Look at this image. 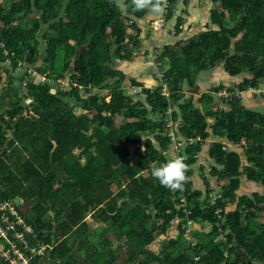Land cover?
Segmentation results:
<instances>
[{
  "label": "trees",
  "instance_id": "16d2710c",
  "mask_svg": "<svg viewBox=\"0 0 264 264\" xmlns=\"http://www.w3.org/2000/svg\"><path fill=\"white\" fill-rule=\"evenodd\" d=\"M216 1L209 15L215 29L166 46L158 56L181 123L178 135L247 142L244 164L235 150L223 151L221 141L211 146L210 175L228 183L210 206V191L203 197L192 190L191 170L182 189L152 174L154 165L168 160V102L158 89L144 90L143 101L132 99L122 88L124 75L112 66L139 46L137 21L150 7H138L137 0H0V202L21 200L19 214L53 245L48 257L55 264H264V194L236 195L243 176L264 188V113L244 108L235 97L222 99L227 110H213L222 86L196 100L183 89L220 65L230 77L250 75L236 85L240 92L264 83V0ZM178 3L170 0L167 20ZM26 67L52 84L67 78L71 84L53 90L29 77ZM22 69L15 87L13 73ZM200 151L197 143L184 153ZM182 196L185 208L177 207ZM184 209L195 225H207L191 232L193 246L180 229ZM88 215L112 236L104 237L100 250L101 241L90 244L86 233ZM175 217L181 220L176 238L154 251Z\"/></svg>",
  "mask_w": 264,
  "mask_h": 264
},
{
  "label": "crops",
  "instance_id": "0c3cea01",
  "mask_svg": "<svg viewBox=\"0 0 264 264\" xmlns=\"http://www.w3.org/2000/svg\"><path fill=\"white\" fill-rule=\"evenodd\" d=\"M217 6L218 3L216 0H179V3L175 6L176 10L173 12V15L166 21V25L163 28L164 31L157 36L155 34H149L151 31L147 28V24L157 17L155 11L150 9L144 18L138 20L137 24L140 30L139 46L128 59L114 60L112 63L114 69L120 71L124 75L122 88L125 90V93L131 96L128 89L130 86H134V84L130 81H135L140 85L155 87L154 62L157 60L155 53H160L166 46L184 45L189 39L196 37L201 32L208 29H215L214 26L210 25L209 15L210 11ZM183 16H186L187 20H185ZM179 19H181V22L178 23L177 31L175 29V24ZM150 54H153L151 60L149 58ZM243 78H250V75L242 74L233 78L226 74L220 65L211 70L201 72L195 79L193 85L188 86L186 84L185 86L184 83L183 89L186 95H192V97H194L193 99L196 100L202 93L209 92L212 88L217 86H222V89H232L230 91H238L236 85L240 83ZM259 88L258 90H264V83H262ZM95 92V90L91 91V93ZM131 97L132 99H139L141 101L144 99L143 95ZM239 100L244 108L264 113V97L261 96V94L254 95L245 91L242 92ZM216 103L218 107L222 106V109L227 110V107L223 108L224 104L221 98L217 97ZM218 107L215 106L214 108ZM76 110H78V108H76ZM208 122H211V119H208ZM132 149L133 148H131V150ZM230 150H235L238 153L243 164L246 162L243 150L240 147ZM209 151L210 144L205 142L199 153V159L205 160V163L201 165L199 161H195L196 163L192 165L190 169L192 173L188 178L191 182L192 190L201 192L203 197L207 191H220L222 186L228 183L227 179L218 180L215 176L210 175L211 170L207 166L211 167L214 164V159L210 157ZM166 158H168V160L173 159V152H169ZM254 192L263 195L264 188L260 184L248 181L244 176L241 177L236 195H251ZM87 219L91 220L90 215H88L85 220ZM206 226L207 225H204L201 228L200 225H195L193 229L201 232L207 229ZM171 229L172 234H174V229L176 228ZM109 235L108 238L112 239L111 234Z\"/></svg>",
  "mask_w": 264,
  "mask_h": 264
},
{
  "label": "built area",
  "instance_id": "2783aa9c",
  "mask_svg": "<svg viewBox=\"0 0 264 264\" xmlns=\"http://www.w3.org/2000/svg\"><path fill=\"white\" fill-rule=\"evenodd\" d=\"M161 3H164L165 10L163 14H158L155 20L150 21L147 24V28L151 32H158L164 28L167 21V14L170 7V0H160ZM138 26V25H137ZM0 48H3V44L0 42ZM7 51L4 50V55H7ZM157 56L156 62H154V79H155V87L153 86H130L129 93L131 96H140L143 95L144 90H148L149 92H153L155 89L160 91L162 97L166 99L168 102V108L165 111L164 117V136L167 139L169 145L168 148L163 151V155H168L169 152H173V158L177 155H181L184 157L185 162L188 165L186 169V177L188 170L191 169L193 163H188L189 157L192 154H185L184 150L186 147L192 146L194 144H200L202 147L205 142L210 144L211 146L221 141L222 150L229 151L232 148L240 147L242 150L246 148L247 142L246 140L242 139L239 143H231L226 140H219L215 137H209L206 139L201 138L200 136H196L194 138H185L184 136L178 135V128L181 126L179 120H176L173 113L176 111L175 105L172 103L171 100V92L168 88V85L165 80V73H166V66L163 65L162 61L158 59L159 53H155ZM155 56V55H154ZM150 60L153 58V54L149 55ZM18 67H21L18 64ZM27 75L31 78L37 79L40 83H50V80L47 79L45 75H38L34 70L27 68ZM70 81L68 78L66 80H60L56 83L59 84V88L65 90L69 87ZM54 84V83H53ZM73 87H76L74 83H72ZM78 90H82L81 86L76 87ZM245 92V91H244ZM246 92L252 93L254 95L261 94L264 97V90H258L254 88H249ZM242 92L240 91H230L228 88H223L221 91L216 93L215 95L218 98L225 99V100H232L233 97L236 99H240ZM108 99V98H107ZM109 100V99H108ZM218 107V106H216ZM226 106H223V108ZM222 109L221 107L213 108V110ZM262 144L264 148V133ZM200 153V152H199ZM199 153L196 155H192V157L199 161L202 165L205 163V160L199 159ZM208 168L211 167L207 166ZM209 171V170H208ZM218 199H222V195L220 191H211L208 195V203L210 206H214ZM14 199H8L0 202V264H47L46 261L49 255V252L52 250L53 245L46 244L44 240H42L38 234L35 232V229L26 221V219L19 214L18 208L20 204L15 203ZM186 201L185 198L182 196L180 198V203L177 205L179 208H185ZM186 218L190 214L189 210H185ZM227 211V208L224 209ZM221 212L220 209L216 210V214L219 215ZM185 218V219H186ZM177 222V224L181 221L179 218L175 217L173 222ZM195 224L189 218L186 219L185 223L181 226V230L183 234L186 236L189 244L193 246L195 244V240L191 236V232L194 230L193 227ZM162 237V236H161ZM160 237V238H161ZM159 238V239H160ZM159 242V240H158ZM157 242V243H158ZM154 243V246L157 245ZM194 260L197 261L198 257L195 256ZM52 264V263H51Z\"/></svg>",
  "mask_w": 264,
  "mask_h": 264
},
{
  "label": "rangeland",
  "instance_id": "374dc122",
  "mask_svg": "<svg viewBox=\"0 0 264 264\" xmlns=\"http://www.w3.org/2000/svg\"><path fill=\"white\" fill-rule=\"evenodd\" d=\"M118 5H121V3H118ZM121 7V6H120ZM123 7V6H122ZM124 8V7H123ZM185 14V13H184ZM184 18H185V20H187V17L186 16H183ZM164 31V29H162V30H160V32H150L149 34H151V35H158V34H162V32ZM116 60H119V59H116ZM26 68H30V67H26ZM114 68V67H113ZM23 72V69L22 70H16L14 73H13V75L15 76V80H13V86H15V87H18V85H20V82L16 79V77H19V75H21V73ZM72 73V72H71ZM1 78L2 79H6L7 78V76L5 77V74H3V73H1ZM116 78V77H115ZM28 79H30V78H28ZM117 79V78H116ZM110 80H111V82L113 83V81L115 80V79H108L107 80V82H110ZM34 81H36V80H34ZM58 85L59 84H57V83H54V84H51V87H52V89L53 90H56L57 91V89H58ZM185 86H186V84H185ZM22 87H24L23 85H22ZM86 89V88H85ZM256 89H260V88H256ZM82 91V90H81ZM86 91V90H85ZM86 93V92H85ZM109 99V98H108ZM108 99L106 98V101H108ZM29 101H27V99H26V101H25V104H27ZM4 107H6V104L4 105ZM74 111H76V109H74ZM78 111V110H77ZM76 111V112H77ZM2 112V110L0 111V113ZM78 113V112H77ZM116 123H119L120 122V119H119V117L118 118H116ZM131 148H133V147H130V149ZM15 203H18V204H21V200L20 199H18V198H15L14 200H13ZM125 201L128 203V205H129V207L130 206H132L133 205V201L132 200H130V199H128V198H126L125 199ZM86 222L87 223H89L88 225H87V227H86V233H87V235H88V238H89V241H90V244H93L94 246L95 245H98L99 243H100V241H101V244L97 247V249L98 250H100V248H101V245H102V242H103V240H104V237L106 236V235H108V233H102V231H101V227H99V225H101V224H99V223H96L95 221H92L91 222V220L90 219H87L86 220ZM171 228H176V229H174V234H172V229ZM178 234V224H177V222H172L171 224H170V226H169V231H168V233L165 235V236H162L160 239H159V242L157 243V245L156 246H152V248L154 249V251H158L159 249H160V246L162 247L163 246V243L165 242V241H167V240H174L176 237V235ZM184 235V234H183ZM110 236V235H109ZM184 237L186 238V236L184 235ZM107 238V237H106ZM187 239V238H186ZM124 242H125V240H124ZM119 246H122L123 245V240H121L120 242L118 241V243H117ZM73 246H74V250L76 249V247H77V243L75 242L74 244H73ZM115 247V243H112V248H114ZM80 254H82L84 251H83V249H80ZM119 258H120V260H121V262H123V261H125V259H126V255L124 254V252H122V250L120 249L119 250V252H118V255H117ZM49 258V257H48ZM57 261V260H56ZM46 263L47 264H55V261H53V260H50V259H47V261H46Z\"/></svg>",
  "mask_w": 264,
  "mask_h": 264
},
{
  "label": "clouds",
  "instance_id": "9594fccd",
  "mask_svg": "<svg viewBox=\"0 0 264 264\" xmlns=\"http://www.w3.org/2000/svg\"><path fill=\"white\" fill-rule=\"evenodd\" d=\"M138 7H150L158 14H163L165 10L164 3L160 0L156 2H149V0H137ZM188 168L185 159L181 155H177L173 159H169L166 162L157 163L152 168V174L160 181V183L173 188L182 189L183 181L186 179V169Z\"/></svg>",
  "mask_w": 264,
  "mask_h": 264
}]
</instances>
